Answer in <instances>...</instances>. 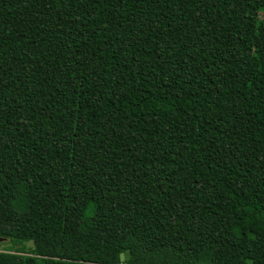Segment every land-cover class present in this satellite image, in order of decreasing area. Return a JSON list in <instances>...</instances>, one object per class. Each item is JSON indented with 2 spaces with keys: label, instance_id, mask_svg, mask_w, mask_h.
Returning <instances> with one entry per match:
<instances>
[{
  "label": "trees",
  "instance_id": "obj_1",
  "mask_svg": "<svg viewBox=\"0 0 264 264\" xmlns=\"http://www.w3.org/2000/svg\"><path fill=\"white\" fill-rule=\"evenodd\" d=\"M0 239L264 264V0H0Z\"/></svg>",
  "mask_w": 264,
  "mask_h": 264
},
{
  "label": "rangeland",
  "instance_id": "obj_2",
  "mask_svg": "<svg viewBox=\"0 0 264 264\" xmlns=\"http://www.w3.org/2000/svg\"><path fill=\"white\" fill-rule=\"evenodd\" d=\"M3 242H4V241H3ZM3 242L0 243V245H1L0 249H1V250H4V249H6V248H10V247H11V245H10L9 243H4V244H3Z\"/></svg>",
  "mask_w": 264,
  "mask_h": 264
},
{
  "label": "water",
  "instance_id": "obj_3",
  "mask_svg": "<svg viewBox=\"0 0 264 264\" xmlns=\"http://www.w3.org/2000/svg\"><path fill=\"white\" fill-rule=\"evenodd\" d=\"M2 241H4V239H0V242H2ZM121 260H122V262L125 260L124 254L121 255Z\"/></svg>",
  "mask_w": 264,
  "mask_h": 264
}]
</instances>
